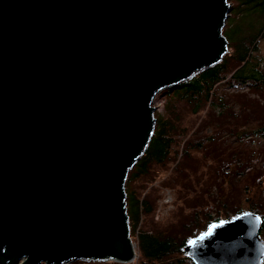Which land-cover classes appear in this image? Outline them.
<instances>
[{"label": "water", "instance_id": "water-1", "mask_svg": "<svg viewBox=\"0 0 264 264\" xmlns=\"http://www.w3.org/2000/svg\"><path fill=\"white\" fill-rule=\"evenodd\" d=\"M230 10L0 0V264L134 260L125 184L154 131L153 99L222 60ZM260 229L245 212L185 252L193 264H261Z\"/></svg>", "mask_w": 264, "mask_h": 264}, {"label": "rangeland", "instance_id": "rangeland-1", "mask_svg": "<svg viewBox=\"0 0 264 264\" xmlns=\"http://www.w3.org/2000/svg\"><path fill=\"white\" fill-rule=\"evenodd\" d=\"M229 1L231 2H229V5L232 10V2L236 4V1ZM238 10L237 8L232 13V18L237 26L240 27V35L249 33L252 30L250 25L254 29L262 24L263 20H260L261 17L258 14L249 17L245 13H241L238 17L235 15ZM227 20L228 17L226 18ZM257 45L258 54L260 57H264V39L259 38ZM228 46L229 48H227L225 55L232 51L230 44ZM163 92L164 90L153 99L152 105L156 107L154 115H159L162 119L175 123L176 130H174L175 135H173L175 141L179 143L178 151L185 150V146L190 143L193 147L191 162L188 160L179 162V155L177 156L175 149H173L172 154H170L165 163L153 164L147 176L133 181L131 184L133 196L145 199L153 208L146 216L139 214L137 223L134 225L135 230L133 229L132 235L129 234L135 249V258L129 263H121L109 259L97 261V264H140L142 259L136 246L137 235L141 231L156 232L161 230L188 236L189 232H191L189 228L192 226V224L189 225V222L192 221L193 223L195 221L199 223V227L193 229V231H199L203 228L204 222H206L205 218L194 220L192 216L197 207H202L199 201L205 200V195L197 192V187L200 186V183L196 182L194 177L202 176V179L205 180L207 176L203 175L209 173V166L203 167L202 170L199 168L189 170L188 166L190 165L193 169L196 167V162L213 163V159L220 162L217 169L219 178H221L209 192V197H213L216 204L229 199V195L233 192L231 189L232 183H237L236 186H240L238 187L239 190H241L242 185L248 183V181L241 180L242 177L236 175L238 168L233 161L235 158L250 152L248 165L241 169H243L244 174L250 171V174H255L256 178L258 177L257 179L255 178L251 196L256 197L259 194L260 197L264 198V127L261 128L263 129L262 131H259V126L264 123V90L253 86L232 85V83L224 80L213 87L210 101L203 102L196 110L193 109L188 100L179 97H169ZM230 128L233 131L230 132ZM254 130H256L255 133L243 136L244 133L253 132ZM209 135L215 136L216 142L219 144L218 152H215L212 156L210 154L213 153V147L215 146L212 144L215 143L206 140ZM198 141L201 142V146H198L199 149H195V143H198ZM202 143L205 146L211 145L210 147H204ZM176 166H179L177 170H175ZM224 176L225 178H223ZM239 192L236 191L237 194ZM194 197H196V200ZM235 201L239 202L238 199ZM234 209L235 211H244L247 210V206L245 203H241L240 206ZM208 212V214L213 216L211 218L228 217L234 213L227 211V208L224 209V207L217 208V210L209 207ZM74 262L77 261L64 264H73ZM181 264L191 263L183 260Z\"/></svg>", "mask_w": 264, "mask_h": 264}, {"label": "trees", "instance_id": "trees-1", "mask_svg": "<svg viewBox=\"0 0 264 264\" xmlns=\"http://www.w3.org/2000/svg\"><path fill=\"white\" fill-rule=\"evenodd\" d=\"M235 1L236 4L232 2V10L229 13L228 20L225 22V28L222 31L228 44L232 47L231 53H227L217 65L203 70L191 78L188 82L178 85L175 89L169 88L164 90L163 93L167 96L186 99L192 105L193 109L196 110L203 102L210 101V98H212L211 92L213 87L224 80L232 83V85L253 86L254 88L264 90V57H260L257 52L258 39H264V0ZM228 2L230 1L228 0ZM237 8L239 10L235 14L236 16L241 15V13H245V15L249 17L258 14L261 17L260 20H263L262 24L258 28L254 29L253 26L250 25V29L252 30H250L249 33L240 35V27L237 26L236 22H234L232 18V13ZM228 44L227 48H229ZM154 117L155 127L150 142L144 153L128 173L125 184V191L127 195V214L129 217L131 235L133 233V229L135 230L134 225L137 223L139 214L146 216L153 210L152 205L148 204L145 199H139V197L135 198L133 196L134 194L131 190V184L133 181L147 176L150 171V167L153 164L165 163L170 154H172L173 149H175V154L177 156L179 155V162L181 160H188L191 162L193 147L190 143L185 146V150L182 149L180 152L178 151L179 143L175 141L174 138V130H176L175 123L170 120L162 119L156 114ZM260 126L259 131H262L263 129L261 128L264 127V123ZM229 131L231 132L233 130L230 128ZM255 131L256 130L244 133L243 136H248V134L251 135L255 133ZM238 139L240 138L238 137ZM206 140L210 142L213 141V143H215L212 144L215 145L213 147V153L210 154L212 156L215 152H218L219 144L216 142L215 136L209 135ZM202 145L204 144L202 143ZM210 145H204V147H210ZM198 146H201L200 141L195 143L194 148L199 149ZM250 154V152L245 153L244 155L235 158L233 161L238 168V170H236V175L242 177L241 180L244 179L245 181H248V183L242 185L241 190L238 188L240 186H236L237 183H232V185L230 183L233 192L229 195V199L224 200L222 197L224 201L217 202L216 204L214 203V198L209 197V192L214 184L218 183L221 178H219V171L217 169L220 162L218 160L214 161L213 159V163L196 162V167L193 169L190 165L188 166L189 170L197 168L202 170L203 167L209 166V173L203 175L207 176L205 180L202 179V176L194 177L195 181L200 183V186L197 187V192L205 195V200L199 201L203 208L197 207L195 209V213L192 214L194 220H202L203 218L206 220L203 228L199 230L201 231L200 233H204L205 230L213 223L232 220L242 213L252 212L258 215L261 219L259 236L261 241L264 243V198L260 197L259 194H257L258 196L256 197L251 196V189L255 182L256 175L250 174V171L246 172V174L243 173V169L248 165L247 163L249 161ZM178 168L179 166H176L175 170ZM179 173H181V171H179ZM223 178H225V176ZM236 191H240L239 194H237ZM194 198L196 200V197ZM236 199L239 200L238 203L235 201ZM241 203H245L247 210L235 211L234 208L240 206ZM221 206L224 207V209L227 208V211L234 213L228 217L211 218L212 215L208 214L209 207L217 210V208H222ZM191 224L192 226L189 228V231L191 232H189L188 236L161 230H157L156 232H149L146 230L141 231L137 235L136 246L142 259L140 264H181L183 260H187L189 263L193 264L187 257L185 249L188 246L189 241L199 237L200 233H198L199 231L197 230L193 231V229L199 227V223L196 221L193 223L192 221L189 222V225ZM263 262L264 257L261 264H263ZM73 264H97V261L89 262L79 260Z\"/></svg>", "mask_w": 264, "mask_h": 264}, {"label": "snow or ice", "instance_id": "snow-or-ice-1", "mask_svg": "<svg viewBox=\"0 0 264 264\" xmlns=\"http://www.w3.org/2000/svg\"><path fill=\"white\" fill-rule=\"evenodd\" d=\"M257 219H259V218H257ZM214 227H215V226H214ZM211 231H212V230L209 229V231H208L207 233H205L204 236H206V235H211ZM204 236H201L199 239H200V240H203V239H204ZM189 244H191V245L194 246V245L196 244V241H189Z\"/></svg>", "mask_w": 264, "mask_h": 264}, {"label": "built area", "instance_id": "built-area-1", "mask_svg": "<svg viewBox=\"0 0 264 264\" xmlns=\"http://www.w3.org/2000/svg\"><path fill=\"white\" fill-rule=\"evenodd\" d=\"M156 108V107H155Z\"/></svg>", "mask_w": 264, "mask_h": 264}]
</instances>
